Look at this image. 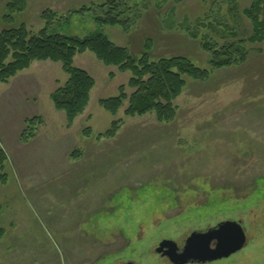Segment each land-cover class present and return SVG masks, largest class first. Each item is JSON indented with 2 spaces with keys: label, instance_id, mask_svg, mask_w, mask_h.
<instances>
[{
  "label": "rangeland",
  "instance_id": "rangeland-1",
  "mask_svg": "<svg viewBox=\"0 0 264 264\" xmlns=\"http://www.w3.org/2000/svg\"><path fill=\"white\" fill-rule=\"evenodd\" d=\"M107 1L27 0L26 11L9 20L0 0V31L25 24L38 34L51 11L50 32L85 38L100 31L132 54L147 45L153 59L184 56L207 68L209 56L184 33L187 26L220 45L245 40L248 59L191 84L176 101L177 118L163 124L153 113L126 117L128 101L116 116L108 113L100 101L118 97L122 86L131 94L132 72L106 67L90 52L75 65L96 87L72 128L51 99L69 78L62 64L36 62L0 84V146L8 156L0 264H171L149 249L226 219L242 223L247 244L215 264H264V42H249L254 28L243 11L251 1L239 0L233 14L230 0H123L118 11L132 20L128 30L96 25ZM84 7L90 11L71 15ZM217 27L236 35L219 38ZM35 117L43 123L25 144L26 122ZM120 120L117 135L104 137Z\"/></svg>",
  "mask_w": 264,
  "mask_h": 264
},
{
  "label": "trees",
  "instance_id": "trees-1",
  "mask_svg": "<svg viewBox=\"0 0 264 264\" xmlns=\"http://www.w3.org/2000/svg\"><path fill=\"white\" fill-rule=\"evenodd\" d=\"M5 1L7 10V15H4L5 19L13 20L15 16L26 11L27 0ZM122 1L108 0L106 4H103L101 7L103 9L108 7L109 10L105 17L96 18V25L99 27L121 26L125 30L131 29L132 20L123 21L124 13L118 11ZM230 1L234 3L232 13L236 14L239 0ZM249 1H251V7L243 11L244 16L250 20L254 28V35L249 42L250 44L263 43L264 18L260 19V16L264 14V0ZM89 11L90 8L84 7L71 15H84ZM55 17L51 11H45L42 14L46 23L45 28L38 34L31 32L25 24L0 31V84H9L13 78L29 70L36 62L62 64L69 78L63 87L51 95V99L56 111L65 114L68 128H71L76 120L86 112L92 91L96 87L95 79L87 71L75 65V58L85 52L94 54L98 61L106 67H116L123 72H132V78L128 84V88L132 91L131 94L127 93L125 86H122L118 97L100 101V105L108 113L116 116L124 103L128 101L129 106L125 110L126 117H144L153 113L157 121L162 124L173 122L177 118L176 101L191 84L208 81L215 72L240 66L248 59L245 40H233L231 43L220 45L219 41L209 38L203 30L198 36L194 35L191 28L187 26L183 29L184 33L199 41L202 51L209 56L207 68L196 66L191 59L184 56L153 59L150 47L147 45L141 55H135L128 48L115 45L100 31H95L85 38L67 36L56 31L50 32ZM69 19L70 16H66L65 20ZM213 31L219 38L218 35L221 33H235L228 30L222 31L218 27L217 31L216 29ZM259 51L264 54V50ZM42 123L41 117L28 119L21 136L22 142L28 144L34 140L38 127ZM121 125L122 120L114 121L111 129L103 136L115 137ZM85 134L90 135L91 129L85 130ZM74 153L71 156L74 157ZM7 163L8 156L0 146V184H5L7 181ZM216 202L210 200L208 207H215ZM4 235V229L0 228V241Z\"/></svg>",
  "mask_w": 264,
  "mask_h": 264
},
{
  "label": "water",
  "instance_id": "water-1",
  "mask_svg": "<svg viewBox=\"0 0 264 264\" xmlns=\"http://www.w3.org/2000/svg\"><path fill=\"white\" fill-rule=\"evenodd\" d=\"M232 227L235 228L234 230L236 231V233L232 231L231 235H228L227 232L225 234V231H229ZM205 238L218 239V249H220L207 254L199 252L195 253V250H192V248L196 247L195 242ZM232 240L235 242L232 243ZM246 241L247 236L244 228L239 224L227 222L221 224L219 226V229L211 230L206 234L194 233L188 239L185 250H183L182 253H175V255L171 254L170 257L172 258V260L179 264L186 263L191 259L196 261L214 260L222 258L223 256H229L231 253L241 250L246 244Z\"/></svg>",
  "mask_w": 264,
  "mask_h": 264
},
{
  "label": "flooded vegetation",
  "instance_id": "flooded-vegetation-1",
  "mask_svg": "<svg viewBox=\"0 0 264 264\" xmlns=\"http://www.w3.org/2000/svg\"><path fill=\"white\" fill-rule=\"evenodd\" d=\"M222 203H225V202L219 201L218 205H220ZM227 222L239 224L244 228V226L242 225V223L240 221L226 219V220H222V221L218 222L215 225L209 226L207 228H199V229L191 231L189 234H187L186 236H184L182 238L180 243L176 242L172 238H163L159 241V243L156 247L149 249V250H155L157 254L161 255L162 258L169 261L171 264H179V263L175 262L174 260H172L170 255L171 254L175 255V253H182L183 250H185V246H186L188 239L194 233L206 234L211 230L219 229V226L221 224L227 223ZM234 229L235 228H233V227L230 228L229 231H225V234L227 232L228 235H231L232 231H234V233H236V231ZM244 231H245V228H244ZM245 233H246V231H245ZM246 236H247V233H246ZM233 242H235V241L232 240V243ZM195 244H196V247L192 248V250H195V253L199 252V253L207 254V253L214 252V251L220 249V248L218 249V244H219L218 239H213V238L207 239V238H205V239L196 241ZM246 244H247V241H246ZM246 244L244 245V247L241 250L233 252L229 256H223L222 258H218V259H214V260H208V261H196V260L191 259V260H189L183 264H215L218 262L226 261V260L231 259L233 256L239 254L240 252H242L243 249L245 248ZM125 264H137V263H134L133 261H128Z\"/></svg>",
  "mask_w": 264,
  "mask_h": 264
},
{
  "label": "crops",
  "instance_id": "crops-1",
  "mask_svg": "<svg viewBox=\"0 0 264 264\" xmlns=\"http://www.w3.org/2000/svg\"><path fill=\"white\" fill-rule=\"evenodd\" d=\"M33 66H34V64L32 65V67H33ZM32 67H31V68H32ZM31 68H30V69H31ZM30 69H29V70H30ZM15 78H16V77H15ZM86 111H87V110H86ZM85 113H86V112H85ZM71 128H72V127H71ZM35 139H36V138H35ZM35 139H34V140H35ZM28 144H29V143H28Z\"/></svg>",
  "mask_w": 264,
  "mask_h": 264
}]
</instances>
